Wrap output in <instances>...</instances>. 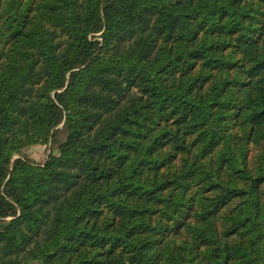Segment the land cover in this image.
Masks as SVG:
<instances>
[{
  "label": "trees",
  "instance_id": "1",
  "mask_svg": "<svg viewBox=\"0 0 264 264\" xmlns=\"http://www.w3.org/2000/svg\"><path fill=\"white\" fill-rule=\"evenodd\" d=\"M0 264H264V0H0Z\"/></svg>",
  "mask_w": 264,
  "mask_h": 264
},
{
  "label": "rangeland",
  "instance_id": "2",
  "mask_svg": "<svg viewBox=\"0 0 264 264\" xmlns=\"http://www.w3.org/2000/svg\"><path fill=\"white\" fill-rule=\"evenodd\" d=\"M64 138H65V133L63 130H61L57 133L55 139L48 145L36 144L26 147L23 150L24 155L36 163H42L46 159L49 151L56 152L58 144L61 141H63Z\"/></svg>",
  "mask_w": 264,
  "mask_h": 264
}]
</instances>
